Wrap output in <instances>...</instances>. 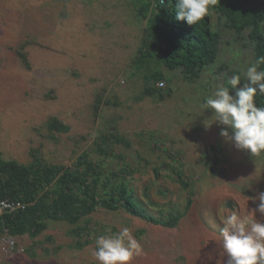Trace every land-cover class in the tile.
<instances>
[{
  "label": "rangeland",
  "instance_id": "obj_1",
  "mask_svg": "<svg viewBox=\"0 0 264 264\" xmlns=\"http://www.w3.org/2000/svg\"><path fill=\"white\" fill-rule=\"evenodd\" d=\"M211 21L222 32L216 61L192 83L179 70L161 67L169 78L163 86L172 93L163 100L137 99L142 71L132 74L131 58L144 23L132 0H0V156L72 167L80 153L94 149L98 134L115 126L131 145L112 148L134 169L131 185L152 215L166 212L170 202L182 210L191 193L174 227L98 207L80 219L81 224L89 221L88 233L74 235V225L48 220L35 237L13 236L12 252L3 253L0 240V264H99L93 255L96 239L124 227L144 251L131 264H225V218L235 212L264 222L255 211L264 192V152L252 155L226 141L219 134L226 126L214 121L205 103L225 78L239 74L245 83L253 61L251 44L245 31L238 38L217 16ZM20 46L28 69L16 53ZM99 94L109 103L94 115ZM53 116L68 129L48 130ZM163 162L182 163L187 190ZM84 239L90 242L76 246Z\"/></svg>",
  "mask_w": 264,
  "mask_h": 264
},
{
  "label": "trees",
  "instance_id": "obj_2",
  "mask_svg": "<svg viewBox=\"0 0 264 264\" xmlns=\"http://www.w3.org/2000/svg\"><path fill=\"white\" fill-rule=\"evenodd\" d=\"M136 15L143 20V28L138 45L131 58L135 71H142V87L137 99L155 96L163 100L172 93L168 85L159 86L158 81L168 83L161 67L169 71L179 70L188 83L195 82L201 72L213 64L218 55L222 37L211 20L213 15L222 20V26L232 30L240 38L244 31L251 44L252 59L250 65L259 61V71H264V0H217L209 15L197 24L188 25L184 20L175 19L176 0H132ZM16 53L23 65L30 67L26 52L20 46ZM224 66H219L222 69ZM236 73V71H235ZM233 74V73H232ZM224 80L230 94L235 90ZM243 81L237 85L242 86ZM256 105L264 106V96L254 97ZM108 100L98 95L93 104V114L97 115L102 104ZM48 130L66 131L67 124L56 117L47 121ZM111 130L98 134L92 151H83L78 155L72 167L43 163L38 158L28 163H19L14 159L0 156V199L20 200L24 207L11 213L0 214V237L3 234L35 237L47 227L48 220H63L74 225L71 233H88L89 221L81 224L80 219L98 207L108 210L122 209L124 212L144 219L147 222L174 227L191 203V193L182 210L170 206L166 212L152 215L143 199L136 195L129 175L134 173L124 155L115 153L112 144L129 147V140L118 132L115 126ZM169 154V149H162ZM95 153V156L91 155ZM114 159L115 165L105 163ZM172 158V157H171ZM107 159V160H106ZM169 166L178 184L187 190L190 182L185 178L180 166L163 162ZM163 164V165H164ZM155 177L158 169L153 168ZM145 195L146 190L143 191ZM160 194H163L159 190ZM89 239L77 240L78 247L89 243Z\"/></svg>",
  "mask_w": 264,
  "mask_h": 264
},
{
  "label": "clouds",
  "instance_id": "obj_3",
  "mask_svg": "<svg viewBox=\"0 0 264 264\" xmlns=\"http://www.w3.org/2000/svg\"><path fill=\"white\" fill-rule=\"evenodd\" d=\"M216 3L217 0H176L175 19L188 25L197 24ZM259 63L247 67L246 81L241 87L237 88L241 83L239 74L228 80L234 95L228 87L221 86L205 102L206 108L215 114L214 121L226 126L221 128L220 136L252 155L264 152V106L258 107L254 100L257 95L264 96V71L258 70ZM157 85L163 86L164 81H158ZM258 199L255 211L264 215V192L259 193ZM224 225L221 234L227 254L225 264H264V222L249 221L233 212L225 218ZM95 244L93 255L99 264H131L134 257L144 254L128 227L115 235L98 237Z\"/></svg>",
  "mask_w": 264,
  "mask_h": 264
},
{
  "label": "built area",
  "instance_id": "obj_4",
  "mask_svg": "<svg viewBox=\"0 0 264 264\" xmlns=\"http://www.w3.org/2000/svg\"><path fill=\"white\" fill-rule=\"evenodd\" d=\"M159 85H162V82L158 83ZM24 207L23 202L20 200H12L8 198L0 199V214L3 213H11L15 212L18 209H21ZM1 240V249L3 253H9L13 251L15 239L12 235L4 234L0 237Z\"/></svg>",
  "mask_w": 264,
  "mask_h": 264
}]
</instances>
